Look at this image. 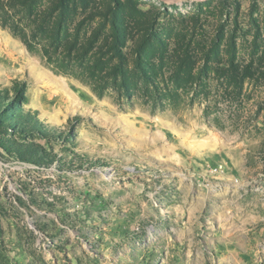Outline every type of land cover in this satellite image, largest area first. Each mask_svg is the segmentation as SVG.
Listing matches in <instances>:
<instances>
[{
	"label": "rangeland",
	"instance_id": "obj_1",
	"mask_svg": "<svg viewBox=\"0 0 264 264\" xmlns=\"http://www.w3.org/2000/svg\"><path fill=\"white\" fill-rule=\"evenodd\" d=\"M134 1L170 50L222 28L252 77L176 60L142 77L130 33L98 97L65 49L49 62V38L30 51L2 26L29 33L28 0H0V264H264V0Z\"/></svg>",
	"mask_w": 264,
	"mask_h": 264
},
{
	"label": "trees",
	"instance_id": "obj_2",
	"mask_svg": "<svg viewBox=\"0 0 264 264\" xmlns=\"http://www.w3.org/2000/svg\"><path fill=\"white\" fill-rule=\"evenodd\" d=\"M28 1L30 5H28L25 15L30 20L29 33H26L22 28L19 29L13 23L7 25L5 19H2V26H8L14 36L22 38L26 48L30 51L34 49L33 44L39 38H49V46L53 50L51 54L45 52L49 56V62L54 56H56L54 60L58 59L60 48L65 49L68 60H72L76 66L82 69V72L80 75H75L74 72L62 73L60 71L61 63L57 64L55 68L52 67L53 72L75 78L84 77L98 97L103 95L105 88L102 84L104 82L110 79H112L111 81L119 79L122 81L126 76L128 63L123 50L126 45V36L130 33L134 36L138 35V38H131L134 41L131 52L141 65L138 67V71L142 77L145 76L144 68L153 70V60H157L161 67L167 60L169 63L176 60L175 66H187L191 71L199 62H203V66L209 71L212 63L220 66L216 69L217 73L234 83L235 87H239V89L242 88L245 80L252 77L249 67L253 64L247 65L239 71L234 41H227V54L226 57L223 56L225 61L222 64L224 59L221 56L220 48L225 39L222 28L210 44L206 43L204 38L197 39L193 36L188 38L182 33L180 38H174V48L170 50L169 42L157 36L154 20L140 13L134 0ZM43 2L46 3L45 6L38 7V4ZM76 16H79L80 20L75 24L74 33L71 35L70 27L75 23ZM73 17L74 19H72ZM64 38H79L80 47L74 56L71 55L69 43H65L66 46L62 47ZM148 51H152L151 54L155 55L148 56ZM169 51L173 55L172 59L166 57ZM199 52L201 56L198 57ZM121 89L124 91L126 88L122 86ZM20 96L22 93H18L16 97ZM15 101L27 104L28 98Z\"/></svg>",
	"mask_w": 264,
	"mask_h": 264
},
{
	"label": "water",
	"instance_id": "obj_3",
	"mask_svg": "<svg viewBox=\"0 0 264 264\" xmlns=\"http://www.w3.org/2000/svg\"><path fill=\"white\" fill-rule=\"evenodd\" d=\"M168 3H182V2H194V1H200V0H160Z\"/></svg>",
	"mask_w": 264,
	"mask_h": 264
}]
</instances>
